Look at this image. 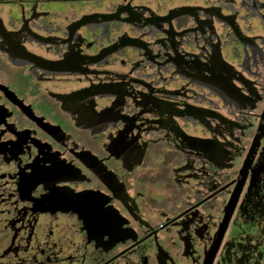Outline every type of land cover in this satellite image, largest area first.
Returning a JSON list of instances; mask_svg holds the SVG:
<instances>
[{
	"label": "flooded vegetation",
	"instance_id": "flooded-vegetation-1",
	"mask_svg": "<svg viewBox=\"0 0 264 264\" xmlns=\"http://www.w3.org/2000/svg\"><path fill=\"white\" fill-rule=\"evenodd\" d=\"M0 264H264V0H0Z\"/></svg>",
	"mask_w": 264,
	"mask_h": 264
}]
</instances>
